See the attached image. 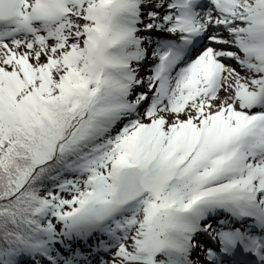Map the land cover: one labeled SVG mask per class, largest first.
<instances>
[{
  "label": "snow or ice",
  "instance_id": "snow-or-ice-1",
  "mask_svg": "<svg viewBox=\"0 0 264 264\" xmlns=\"http://www.w3.org/2000/svg\"><path fill=\"white\" fill-rule=\"evenodd\" d=\"M0 264H264V0H0Z\"/></svg>",
  "mask_w": 264,
  "mask_h": 264
}]
</instances>
